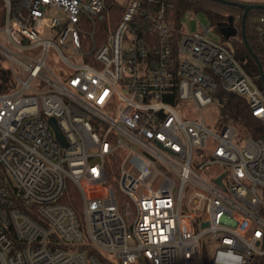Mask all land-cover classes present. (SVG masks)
Segmentation results:
<instances>
[{
	"label": "built area",
	"instance_id": "obj_1",
	"mask_svg": "<svg viewBox=\"0 0 264 264\" xmlns=\"http://www.w3.org/2000/svg\"><path fill=\"white\" fill-rule=\"evenodd\" d=\"M123 6L0 0V264H264V133L204 116L221 90L264 129V84L214 24Z\"/></svg>",
	"mask_w": 264,
	"mask_h": 264
},
{
	"label": "trees",
	"instance_id": "obj_2",
	"mask_svg": "<svg viewBox=\"0 0 264 264\" xmlns=\"http://www.w3.org/2000/svg\"><path fill=\"white\" fill-rule=\"evenodd\" d=\"M106 7V19L99 24L98 29H114L120 22L124 13V6L117 0H103ZM171 7L172 16L176 22L177 28L180 29L183 14L187 10H204L209 16L217 30L222 32L220 26L229 23L231 18L238 22V25L245 30V36L251 49L258 57L262 67H264V56L259 48V39L256 26L250 23V15L258 14L264 16V10L250 11L243 24L244 9L236 5H228L216 0H163ZM237 26V24L235 25ZM238 27V26H237ZM243 29H237L236 36L224 37V41L229 42L235 55L241 61L243 67L255 82L262 86V78L259 66L250 54L245 41L243 39ZM242 59H244L242 61ZM14 80L12 72L0 60V94L12 89ZM216 102L222 108L224 114V122H231L239 126L242 131L252 137H257L264 133L261 123L254 119L249 111L245 99L233 93H226L219 90L216 94ZM260 259H255L252 264H259ZM204 264H211L210 260L204 259Z\"/></svg>",
	"mask_w": 264,
	"mask_h": 264
},
{
	"label": "rangeland",
	"instance_id": "obj_3",
	"mask_svg": "<svg viewBox=\"0 0 264 264\" xmlns=\"http://www.w3.org/2000/svg\"><path fill=\"white\" fill-rule=\"evenodd\" d=\"M120 4L124 5L126 4L127 0H117ZM240 3H246V4H264V0H230ZM260 18V15L258 14H251L250 15V23L256 24L258 23ZM182 28L186 33H195L198 32L203 26L213 24L210 20L209 16L204 10L197 11L194 9L187 10L184 12L182 20H181ZM223 32L215 29L213 32L209 34L210 39L221 42V43H229L224 41ZM204 116L206 117V120L212 124L216 125L217 123H220L221 121H224V114L222 111V108L218 103H216L212 107H208L204 110ZM240 129V127L238 126ZM243 137L247 135L244 131H242ZM207 252L209 254V257L212 258L215 252V246L213 244H207L206 245ZM200 264H204V261Z\"/></svg>",
	"mask_w": 264,
	"mask_h": 264
},
{
	"label": "water",
	"instance_id": "obj_4",
	"mask_svg": "<svg viewBox=\"0 0 264 264\" xmlns=\"http://www.w3.org/2000/svg\"><path fill=\"white\" fill-rule=\"evenodd\" d=\"M228 5H236L239 6L241 8L244 9V17H243V23H245L246 21V17L248 15V12L250 11H257V10H264V4H246V3H240V2H235V1H230V0H216ZM229 26L226 29H222L223 34L225 35V37H229V36H236L238 31L237 29L234 27V19L231 18L229 20ZM243 39L245 41V44L250 52V54L252 55V57L255 59V61L257 62L259 69H260V73H261V78L264 84V71L262 68V65L258 59V57L256 56V54L254 53V51L251 49L250 45L247 42L246 36H245V30L243 29ZM244 59H242L243 61ZM218 182H221V179H218Z\"/></svg>",
	"mask_w": 264,
	"mask_h": 264
},
{
	"label": "flooded vegetation",
	"instance_id": "obj_5",
	"mask_svg": "<svg viewBox=\"0 0 264 264\" xmlns=\"http://www.w3.org/2000/svg\"><path fill=\"white\" fill-rule=\"evenodd\" d=\"M250 4H251V3H250ZM248 13H249V12H248ZM242 22H243V20H242ZM229 24H230V23H228V24H226V25H224V26H220V27H221L220 29H226V28L229 26ZM236 24H237L238 27L235 26ZM243 24H244V23H243ZM234 27H235L236 29H243V28H242V25L239 26V25H238V22H237L236 20H235V22H234Z\"/></svg>",
	"mask_w": 264,
	"mask_h": 264
}]
</instances>
